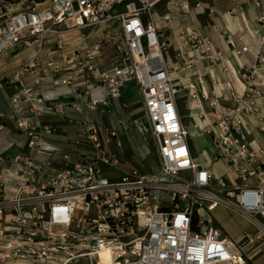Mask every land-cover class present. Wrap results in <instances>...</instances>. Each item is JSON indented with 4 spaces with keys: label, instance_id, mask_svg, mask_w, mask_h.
I'll return each instance as SVG.
<instances>
[{
    "label": "built area",
    "instance_id": "1",
    "mask_svg": "<svg viewBox=\"0 0 264 264\" xmlns=\"http://www.w3.org/2000/svg\"><path fill=\"white\" fill-rule=\"evenodd\" d=\"M161 1L49 0L0 22V54L48 35L58 37L48 55L9 74L0 68V91L13 89L15 112L9 120L26 136L29 151L17 154L6 174L0 173V264H104L103 251L109 252L108 264H247L243 244L264 237V223L255 217L264 219V148L249 139L245 121L264 120L258 100L264 95V12L256 27L246 29L259 43L253 63L232 71L225 67L224 91L215 93L202 76L187 75L184 81L173 75L172 41L163 40L159 21L169 25L174 15L158 16ZM252 2L264 8V0ZM240 10L238 4L229 14L236 17ZM191 28L180 29L182 40H198L211 61H228L220 48L209 54L213 39ZM98 29L103 31L96 38ZM70 31L76 41L65 39L63 33ZM222 32L233 56L252 51L227 26ZM107 44L116 53L110 66L104 62ZM234 79L243 84L241 92ZM255 80L261 81L257 88ZM131 82L137 84L159 165L147 173L131 167L112 178L102 164L122 166L109 145L115 141L122 149V142L112 115L107 127L100 113H109ZM59 88L69 91L55 94ZM180 100L201 107L210 102L214 111L207 132L216 159L231 165L234 179L216 175L194 155ZM189 111L194 119L203 114ZM53 116L82 128L55 155L47 146L57 129L46 120ZM7 129L0 121V133ZM82 142L95 152L76 151ZM41 155L59 163L41 162ZM220 205L249 216L258 233L248 231L241 243L233 241L215 223L213 212Z\"/></svg>",
    "mask_w": 264,
    "mask_h": 264
},
{
    "label": "rangeland",
    "instance_id": "2",
    "mask_svg": "<svg viewBox=\"0 0 264 264\" xmlns=\"http://www.w3.org/2000/svg\"><path fill=\"white\" fill-rule=\"evenodd\" d=\"M238 1L241 0H163L157 6V14L160 16L164 12L170 11L174 15L173 23L165 25L161 20L160 28L164 32V41L170 39L172 41L171 47L168 48V57L170 65L172 66L173 75L175 77H182L185 81L188 77L198 79L199 76H202L204 83L207 86L209 91L214 90L215 93L223 92L225 79L219 77V73L228 75L225 67H228L230 71L234 70L239 65H242L238 57L232 55L229 49H221L223 53L228 55V61L224 60H214L211 61L205 52L202 50L205 49L199 41L195 43L191 41L182 40L180 37V29H186L193 27L191 29L198 28L203 35H206L213 40L212 50H209L208 53L211 54L215 52L220 41L225 40V34L222 32V29L229 24L231 17L229 16V11L235 9L238 4ZM252 1V0H251ZM49 4V0H0V22H4L10 16L31 9L35 6H46ZM183 4H187L188 8H184ZM240 12H242L240 10ZM218 24L223 25L220 32L218 30ZM102 29L93 33V36L96 38L101 35ZM242 38L244 37L247 30H243ZM240 31L238 33H241ZM66 40L76 41L78 36L74 32H64L63 33ZM250 36V34H249ZM251 37V36H250ZM56 35H48L42 39H39L37 42L32 41L29 45L21 43L15 49L5 51L0 54V63H2L5 57L10 55V57L21 58V63L18 67L12 68V70L3 71L6 74L12 73L15 69L19 68L24 62L30 61V59H35L37 56L48 55L50 50L53 48L52 43L57 39ZM215 41V42H214ZM256 41V40H254ZM196 44V46H194ZM185 45V46H184ZM180 53V55L178 54ZM116 53L113 50L111 44L106 45L104 53V62L105 66H110L113 63V58ZM253 63V62H252ZM1 65V64H0ZM2 66V65H1ZM190 74V75H189ZM233 76L232 73H230ZM33 80V78H32ZM31 81V79H29ZM256 81V88L259 87L261 81ZM239 83H241L239 81ZM242 85V84H241ZM128 86V87H127ZM127 87V97L125 98L124 94L120 97V100L114 101L110 107V112L107 114H101L100 117L104 119L105 125L110 127L112 124L111 121H114L116 128L119 129L120 140L122 142V149L117 146L116 142L113 141L110 143L112 152L116 153L119 160L123 163L120 167H111L106 164H102L103 171L107 176L112 178L119 177L126 172L131 167H136L142 173H147L152 171L157 165H159V154L157 150V144L155 139L152 137L149 128L146 124V117L142 107V101L137 89V84L135 82L128 83ZM124 87V88H125ZM244 87V86H243ZM2 91H8L13 94V89L7 88ZM241 92L242 89L240 88ZM213 95H211V98ZM215 98H213L214 101ZM221 104H227L224 102L222 97L219 99ZM118 102V103H117ZM260 103V102H259ZM230 104V103H229ZM189 105V106H188ZM261 105V104H260ZM194 108V112H199L198 119L189 117V108ZM179 108L181 115L183 117V122L186 125L189 131V143L192 147L194 155L201 161H207L210 159V156L216 159V148L213 137L207 132L210 128V118L211 112L214 111V108L210 106V102L203 101V107L197 101H190L186 103L184 100H180ZM112 115V120L110 116ZM93 115L90 114V117ZM252 121L254 118H249ZM47 122L56 126L57 129L54 134L66 135V143L63 144L64 149H67L70 138L78 137L82 133V128L77 123H68V121H58L59 119L55 116L48 117ZM202 120V121H201ZM247 120V119H246ZM245 120V121H246ZM146 127H145V126ZM204 125V126H203ZM69 137V138H68ZM249 139L250 134H249ZM117 141V139H116ZM76 151H83L87 154H92L95 152L93 147L86 142H82L77 145ZM222 160L219 159V165L222 164ZM225 162V160H224ZM227 172L220 173V175L227 177ZM217 219L225 227L223 228L224 232L235 242L241 243L243 241L242 234L236 235L231 228H229L224 220L216 215ZM256 219L264 223V219L261 215H256ZM229 218L236 224L238 227H244V223L237 218H233L229 215ZM217 223V221H215ZM218 224V223H217ZM252 231L249 228L246 232ZM245 232V231H244ZM245 232V233H246ZM244 233V234H245ZM244 247H247V244H243ZM247 264H251L247 261Z\"/></svg>",
    "mask_w": 264,
    "mask_h": 264
},
{
    "label": "crops",
    "instance_id": "3",
    "mask_svg": "<svg viewBox=\"0 0 264 264\" xmlns=\"http://www.w3.org/2000/svg\"><path fill=\"white\" fill-rule=\"evenodd\" d=\"M238 2L242 5V12H239L236 17H232L229 14L231 19L229 24L226 23V25L227 28L231 30L233 33H235L237 37L242 38L241 31L246 30L247 28L251 29L257 26L256 18L260 13H262V11L264 12V8L257 9L251 0H241ZM223 25L218 24L219 32ZM239 31L241 33H238ZM245 34H246L244 36L246 38L245 41L246 43L250 44L252 51L244 56L238 57V59L242 64L243 63L251 64L255 59V49L258 47L259 43L257 41H254L247 32H245ZM218 48L221 49L223 48L227 50L228 47L225 43V40L220 41V44L218 45L217 49ZM20 63H21V58L19 59L16 56L10 57V55L9 56L7 55L4 61L0 63L2 65V66L0 65V68L5 70L8 69L12 70V68L18 67ZM219 77H221V79L228 78L225 74L222 73L221 74L219 73ZM234 81L238 89L240 88L243 89L242 83L237 82L235 79ZM127 87L123 89V93H122L124 94L125 98L127 97V92H128ZM68 91L69 88H59V89H55L54 93L59 95L67 94ZM258 100L263 109L262 116L264 118V95L261 94L258 97ZM14 112H15V107L11 101V93L10 92L8 93V91H0V121L5 122L8 128L7 130L0 133V156H1L0 158H2V160L0 159V173L4 175L6 174V169L12 164V159L17 154L29 152L27 151L26 148V136L21 131L17 130L15 125L9 120V115H12ZM246 126L248 131L250 132V138L253 140L254 144L257 145L258 147L264 148V120L260 121V123H255L254 120L252 121L251 119H247ZM66 139H67L66 135L55 134L53 136H50V138H48L47 146L50 150H54V149L56 150L54 152V155L55 153H63L64 146L62 145L66 143ZM38 159L41 162H47L52 159L53 164L55 165L59 163L58 160H56L55 158L53 159L50 156L48 157L41 155L38 156ZM200 162L206 166L209 167L211 166L216 175H220V173L227 172L228 178L229 177L231 179L235 178V174L232 170L231 165L226 161L224 162V160H222L223 163L219 165L220 161L218 160L213 161V158L210 156V159H208L207 161L201 160ZM215 211H216V215L220 216L224 220L226 225L229 228H231L236 235L243 233L242 238L245 235L244 233L249 228H251L255 233H258L259 231L258 225H256L249 216L231 207H228L226 205H220L215 209ZM215 211L213 212L214 220L217 221L218 225L220 224L223 228H225L215 216ZM229 215L233 218H237L238 220L242 221L245 226L244 227L236 226V224L231 220V218H229ZM245 244H247V247H244L243 245L242 248L247 255V260L251 264H264V237L256 240V242L254 243L247 242Z\"/></svg>",
    "mask_w": 264,
    "mask_h": 264
},
{
    "label": "bare ground",
    "instance_id": "4",
    "mask_svg": "<svg viewBox=\"0 0 264 264\" xmlns=\"http://www.w3.org/2000/svg\"><path fill=\"white\" fill-rule=\"evenodd\" d=\"M189 117H192V116H189ZM198 119V118H197ZM202 121V120H201ZM204 126V125H203ZM101 257H102V260H103V263L104 264H108L109 263V252L108 251H103L101 253Z\"/></svg>",
    "mask_w": 264,
    "mask_h": 264
}]
</instances>
